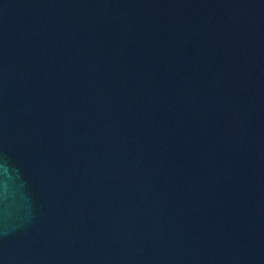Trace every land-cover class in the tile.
<instances>
[{
	"label": "water",
	"instance_id": "obj_1",
	"mask_svg": "<svg viewBox=\"0 0 264 264\" xmlns=\"http://www.w3.org/2000/svg\"><path fill=\"white\" fill-rule=\"evenodd\" d=\"M0 264H264V0H0Z\"/></svg>",
	"mask_w": 264,
	"mask_h": 264
}]
</instances>
